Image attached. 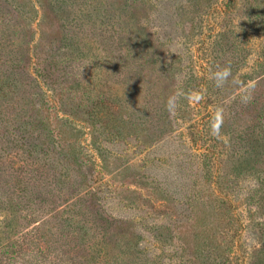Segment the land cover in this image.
<instances>
[{"label":"rangeland","instance_id":"rangeland-1","mask_svg":"<svg viewBox=\"0 0 264 264\" xmlns=\"http://www.w3.org/2000/svg\"><path fill=\"white\" fill-rule=\"evenodd\" d=\"M10 1L0 264H264V0Z\"/></svg>","mask_w":264,"mask_h":264},{"label":"clouds","instance_id":"clouds-1","mask_svg":"<svg viewBox=\"0 0 264 264\" xmlns=\"http://www.w3.org/2000/svg\"><path fill=\"white\" fill-rule=\"evenodd\" d=\"M231 75L230 67H217V69L212 73V80L216 87H221L223 83H225L228 77ZM178 99V94H174L173 96L169 97L168 101L166 102V109L172 110L175 106V102ZM223 125V112L222 110H217L213 114V118L210 121V130L213 136L220 135V128Z\"/></svg>","mask_w":264,"mask_h":264},{"label":"trees","instance_id":"trees-1","mask_svg":"<svg viewBox=\"0 0 264 264\" xmlns=\"http://www.w3.org/2000/svg\"><path fill=\"white\" fill-rule=\"evenodd\" d=\"M2 3L4 4H8L9 2H11L10 0H0ZM13 3L16 2V6H14V8H16L15 10H17L19 13H21V11L23 9H26V13H32L33 12V7L31 5L32 0H12ZM123 0H119V3L122 2ZM39 4V9L40 12L43 15L44 20V24H47L48 22H52V19L50 18V13H53L55 8H53V5L51 6V2L50 0H38L37 1ZM61 3L65 4V0H61ZM23 12V13H25ZM43 25V22H42ZM51 36L55 37L54 34H52Z\"/></svg>","mask_w":264,"mask_h":264}]
</instances>
